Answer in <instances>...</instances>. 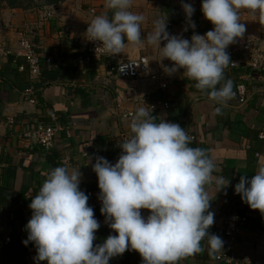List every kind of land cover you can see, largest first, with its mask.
<instances>
[{
  "label": "crops",
  "instance_id": "1",
  "mask_svg": "<svg viewBox=\"0 0 264 264\" xmlns=\"http://www.w3.org/2000/svg\"><path fill=\"white\" fill-rule=\"evenodd\" d=\"M171 6L177 8V5ZM130 11L145 17L140 26L141 39L152 31L155 20L165 16L149 0H133ZM104 13V0H74L65 1L47 15L22 13L11 20L0 21V46L7 50L6 55L0 54V74L9 77L15 84L27 86L31 83L28 71L24 69V60L16 56L21 32L29 33L31 43L41 55L51 54L60 59V62H55L58 74L55 79H50L47 87H42V78L31 83L32 87L39 88L37 103H31L24 95L17 96L10 85L3 86L0 83V115L4 119L0 122V185L3 184L9 193L15 195L30 188L40 189L47 175L54 169L43 159L35 166H29L35 159L33 149L36 147L27 140L19 139L16 132L10 131L7 124L14 117L23 116L32 122H43L48 121L50 114H54L66 127L75 131L65 141L70 144V148L65 151V157L60 160L58 167H66L69 172L79 169V188L82 191L83 187L96 181L92 170L96 157H103L113 165L117 162L121 154V149H118V143L121 142L119 138L130 132L126 115H134L140 107L148 106L150 108L147 110L151 112L152 109L156 122L164 119L165 122L179 124L193 137L189 146L206 151L216 165L212 174L214 177L223 176L228 179V185L218 193L214 181L206 185L211 200L209 211L214 213V223L208 231L221 237L223 218L232 213L245 212L246 204L234 193L235 185L241 176L251 178L259 167H264V156L258 154L259 157H255L257 150L264 153V141H256L257 133L264 130V25L241 12L240 19L246 27L245 36L256 39L258 46L251 56L246 51H238L230 58L242 68L236 83L247 80L248 98L243 105L235 100L228 101L223 114L213 116V110L218 105L207 98H196L189 91L190 86L181 83L185 78L182 70L172 76L165 74L161 65L170 67L171 62H160L159 51L154 46L139 50L129 46L111 58L91 59L88 63H81L80 59L85 55L77 47V40L83 36L92 19ZM107 15L111 19L112 12L109 11ZM166 23L170 35L190 40L188 31L185 33V29L192 30L189 22L173 26L167 19ZM70 26H74L71 33L68 31ZM212 29L213 25L201 14L194 30L206 34ZM165 43L162 42L160 47ZM236 46L237 42L226 51ZM139 55L148 58L152 77L138 81L135 88L130 90L128 82L117 77L115 62ZM164 102L168 104V109L162 106ZM19 128L13 130H24L23 127ZM91 143L96 149L87 156L84 148ZM98 195L99 192L87 194L88 206L93 208L94 217L100 223L95 232L94 247L102 244L109 235H116L100 213ZM32 199H27L28 206ZM22 204L23 201L18 202L15 208L18 212L13 215V219L16 217L17 220L13 230L19 236L15 238L12 247L0 252V264H36L34 244L25 246L22 243L27 238L25 222L28 223L32 215L29 207L23 208ZM0 210H3L2 207ZM149 214L147 210H141L145 218ZM1 217L0 230L8 233L9 227L5 218ZM260 220L264 222V215L261 214ZM246 223L237 236L236 256L248 257L251 264H264V229L252 230ZM205 245L206 241H202L201 247L204 250L178 264H216L215 257L209 256ZM109 264H142V260L135 251H126L112 258Z\"/></svg>",
  "mask_w": 264,
  "mask_h": 264
},
{
  "label": "clouds",
  "instance_id": "2",
  "mask_svg": "<svg viewBox=\"0 0 264 264\" xmlns=\"http://www.w3.org/2000/svg\"><path fill=\"white\" fill-rule=\"evenodd\" d=\"M132 3L104 0L105 13L88 24L87 41L98 43L97 49L109 56L129 46L138 50L154 46L160 62H171L170 67L161 65L165 74L182 70L183 77L194 81V87L218 105L212 115H222L235 96L233 81L224 77L225 69L234 65L226 49L246 31L241 12L264 25V0H202L201 12L213 29L203 36L193 34L190 40L170 35L166 16L155 20L152 31L141 39L145 17L130 11ZM182 10L194 29L193 6L185 3ZM128 66L122 65L120 71ZM148 108L140 107L134 113L130 137L120 145L117 162L113 165L96 157L92 165L100 213L116 235L93 246L100 223L88 206L89 197L79 188L81 172L56 167L29 204L32 215L22 243L34 244L36 264H109L126 251H135L142 264H178L204 250L202 241H206L209 256L222 252L224 241L208 231L214 213L209 211L206 185L214 181L218 193L228 179L212 175L214 161L205 150L189 146L192 138L179 124L164 119L156 122ZM234 193L251 210L264 215V167L251 178L241 176ZM141 210L150 214L145 218Z\"/></svg>",
  "mask_w": 264,
  "mask_h": 264
},
{
  "label": "built area",
  "instance_id": "3",
  "mask_svg": "<svg viewBox=\"0 0 264 264\" xmlns=\"http://www.w3.org/2000/svg\"><path fill=\"white\" fill-rule=\"evenodd\" d=\"M74 30V26H70L68 28L69 33ZM86 32V31H85ZM77 40V47L79 50L84 53L80 59L81 63H88L91 59H101V58H111L113 56H109L103 52H101L98 48V43L87 41V36L85 35ZM187 33V30L185 31ZM199 33V32H198ZM199 35H205L199 33ZM189 38L191 39L192 35L188 33ZM237 46L229 51L228 54L231 57L234 53L238 51H246L249 56H251L258 46V41L256 39H248L245 34L237 41ZM0 54L6 55L7 50L5 47L0 46ZM16 56L24 60L29 80L32 82L38 81L41 78V60L44 61L45 64L49 65L53 62H60L59 58H55L51 54L41 55L36 51V48L31 43L29 35L26 32H21L19 41L17 43V51ZM234 63L231 67H236L235 61H230ZM122 65H129L124 69V71H120ZM115 73L117 77L121 80H125L129 84L130 90L135 88V85L138 81L142 79H147L152 77V73L150 70L148 58L145 55H139L136 58H125L120 59L115 62L114 67ZM247 80L238 81L233 91L235 93L234 98L237 99L239 105H243L246 103L248 98V89H247ZM25 98H29L31 103H34L33 88L32 86L28 88L25 93ZM131 94V93H130ZM162 106L165 109H168V104L164 102ZM133 117L132 113H128L126 118L129 122ZM9 127L13 125V120L9 121L7 124ZM63 127L59 124L57 117L54 114H50L48 117L47 123L37 121L34 125L30 126L28 129L24 130L19 134V139L34 143L36 145L41 146L44 150H49L53 146L54 138L63 131ZM130 129V128H129ZM130 137V133L122 134L119 138V141L125 142ZM193 139V137H191ZM258 139L264 141V130L258 134ZM255 157H259L258 154H255ZM255 210H251L247 205L245 207V212L237 214L232 213L226 215L222 221V235L221 238L224 241V247L222 252H219L215 256L216 264H251V261L246 256L237 257L236 256V248L238 247L237 236L241 228L247 222V217ZM11 218V217H10ZM10 243L9 237H4L0 239V252L4 250V247Z\"/></svg>",
  "mask_w": 264,
  "mask_h": 264
},
{
  "label": "trees",
  "instance_id": "4",
  "mask_svg": "<svg viewBox=\"0 0 264 264\" xmlns=\"http://www.w3.org/2000/svg\"><path fill=\"white\" fill-rule=\"evenodd\" d=\"M58 0H39V2H43V3H48L49 4H53L54 2H56ZM161 13H163L169 23L173 26L175 25H179V24H183L184 22H186L185 19V15L183 13V10L177 9L175 7L172 6H162L160 9ZM201 10L198 9L196 11H194L192 17H191V22H194L195 24L198 21V18L201 16ZM187 24V23H186ZM188 33L190 35L193 34H199L197 31H195L194 29H192L191 31L189 29H187ZM36 51L40 54V52L36 49ZM232 58V57H231ZM230 58V61H231ZM41 85L42 87H47L49 85V83L51 82L50 79L53 78L55 79V75H57V71H58V65L53 62L52 64H45L44 61L41 60ZM48 67V69H46ZM27 70L26 64H25V68ZM241 67H227L224 71V77L225 79H231L233 81V88L236 84V81L239 79V75H240V71H241ZM25 72V71H23ZM248 72V70H247ZM56 73V74H55ZM51 74H53V76H50ZM44 76V79H43ZM239 76V77H238ZM3 78V80L1 79L0 83L3 84V86H5V84H8L11 86V89H13L15 91V93L18 95H25V91L31 87V83L29 82V85L24 84L23 86H19L17 84H15L13 82V80H11L9 77L7 76H3V74H0V78ZM47 77V78H45ZM183 84L185 85H189V91L194 94L196 96V98L198 99H204L207 98V94L206 93H201L200 91H198L195 87H194V81H191L187 78H184L182 80ZM223 83V81L221 82ZM41 85H39L41 87ZM219 87V85H218ZM33 88V95L32 97L34 98V102H38V87H32ZM166 88V87H165ZM232 100L237 101V99L233 98ZM230 100V101H232ZM229 101V102H230ZM166 102H168L166 100ZM238 103V102H237ZM57 117V116H56ZM4 120L2 119L1 115H0V122ZM57 120L59 122V124L64 128L62 132H60L53 140V146L51 149L49 150H44L41 146L36 145L34 143H31V145L35 146L36 148L33 149V152H35V159L30 163V167L35 166L36 164H38L42 159L48 163L51 167L55 168L59 166L60 160L62 158L65 157V151L67 149L70 148V144L66 143L65 141L67 140L68 137H70L71 135H73V133L75 132L71 127H66V124H64L61 119L59 117H57ZM44 123H47V121H43ZM35 122H32L30 119H27L23 116L21 117H14L13 119V125L10 127L12 132H16L17 134L22 133L24 130L28 129L30 126L34 125ZM16 127H20V128H24L23 131H14L13 129ZM19 128V129H20ZM130 133V132H129ZM256 141L257 142H263L262 140L258 139V133L256 135ZM123 142L118 143V149H120V145ZM54 145L56 146V149H54ZM110 145V144H109ZM112 145V144H111ZM260 145V144H259ZM94 149H96V147H94L91 144H89L87 147L84 148V152L86 153V155L88 156L89 153L91 151H94ZM257 154H261L264 156V153L259 152L258 150L255 151ZM259 152V153H258ZM94 179L96 180L93 184L89 183V186L87 187H83L82 191L87 195L93 192H99L98 189V181H97V177H94ZM93 185V186H90ZM40 189H28L24 192H19V194H13V193H9L8 189L2 184L0 185V207H2L3 210H0V217L1 218H5V221L9 227V232H3L0 230V239L4 238V237H9L10 238V243L4 247V250H8L9 247L13 246V242L15 240V238L19 235H17L16 231H14V222L15 224H17V220L16 217H14L15 219H13V215L18 212L17 208L18 206V202L19 201H23V208L28 206L27 203V199L28 198H34L35 195L38 194ZM29 207V206H28ZM11 217V218H10ZM261 213L257 212L256 210L253 211L252 213H250V215L247 217V225L250 227V229L252 230H257V229H264V222H262L261 220ZM14 220V221H13ZM25 224H27L25 222ZM8 247V248H7ZM1 251V252H3Z\"/></svg>",
  "mask_w": 264,
  "mask_h": 264
},
{
  "label": "rangeland",
  "instance_id": "5",
  "mask_svg": "<svg viewBox=\"0 0 264 264\" xmlns=\"http://www.w3.org/2000/svg\"><path fill=\"white\" fill-rule=\"evenodd\" d=\"M65 1L74 0H58L53 4L39 2V0H0V21L3 19H13L16 16H21L22 13L25 14H37V15H47L52 12L57 7H60ZM150 3L153 2L158 9L162 6L172 4L177 5V9L182 10V5L185 3H190L194 10L201 9L202 0H149ZM27 34H29L27 32Z\"/></svg>",
  "mask_w": 264,
  "mask_h": 264
}]
</instances>
